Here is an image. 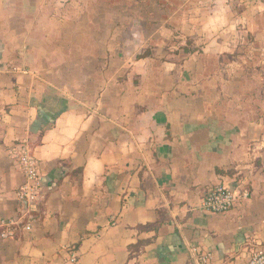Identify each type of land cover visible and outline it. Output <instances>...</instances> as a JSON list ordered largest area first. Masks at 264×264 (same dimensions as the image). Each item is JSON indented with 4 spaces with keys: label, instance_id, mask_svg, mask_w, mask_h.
Returning a JSON list of instances; mask_svg holds the SVG:
<instances>
[{
    "label": "crops",
    "instance_id": "obj_1",
    "mask_svg": "<svg viewBox=\"0 0 264 264\" xmlns=\"http://www.w3.org/2000/svg\"><path fill=\"white\" fill-rule=\"evenodd\" d=\"M215 185L249 196L204 211ZM26 210L0 264H244L264 245V0H0V219Z\"/></svg>",
    "mask_w": 264,
    "mask_h": 264
},
{
    "label": "built area",
    "instance_id": "obj_2",
    "mask_svg": "<svg viewBox=\"0 0 264 264\" xmlns=\"http://www.w3.org/2000/svg\"><path fill=\"white\" fill-rule=\"evenodd\" d=\"M10 154L16 158L22 173L25 176L24 184L17 190L18 200L26 204H33L40 195L42 185L39 172V161L32 153L28 141L23 140L10 149ZM249 189L243 185H215L205 192L201 209L211 213L222 214L232 209L240 197L247 198ZM32 215L30 210H26L20 219H0V236L7 238L15 235L20 229L30 230ZM67 260L69 262L77 261V252L74 246H66ZM202 260H206L202 257ZM244 264H264V246L255 245L248 253Z\"/></svg>",
    "mask_w": 264,
    "mask_h": 264
},
{
    "label": "rangeland",
    "instance_id": "obj_3",
    "mask_svg": "<svg viewBox=\"0 0 264 264\" xmlns=\"http://www.w3.org/2000/svg\"><path fill=\"white\" fill-rule=\"evenodd\" d=\"M145 1H149V0H145Z\"/></svg>",
    "mask_w": 264,
    "mask_h": 264
},
{
    "label": "trees",
    "instance_id": "obj_4",
    "mask_svg": "<svg viewBox=\"0 0 264 264\" xmlns=\"http://www.w3.org/2000/svg\"><path fill=\"white\" fill-rule=\"evenodd\" d=\"M139 245V243H137ZM264 246V245H263Z\"/></svg>",
    "mask_w": 264,
    "mask_h": 264
}]
</instances>
